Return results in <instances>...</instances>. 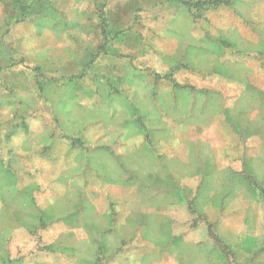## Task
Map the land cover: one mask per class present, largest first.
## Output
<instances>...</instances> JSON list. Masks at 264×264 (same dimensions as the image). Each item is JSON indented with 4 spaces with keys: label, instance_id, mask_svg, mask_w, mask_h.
I'll return each mask as SVG.
<instances>
[{
    "label": "rangeland",
    "instance_id": "rangeland-1",
    "mask_svg": "<svg viewBox=\"0 0 264 264\" xmlns=\"http://www.w3.org/2000/svg\"><path fill=\"white\" fill-rule=\"evenodd\" d=\"M0 264H264V0H0Z\"/></svg>",
    "mask_w": 264,
    "mask_h": 264
},
{
    "label": "crops",
    "instance_id": "crops-1",
    "mask_svg": "<svg viewBox=\"0 0 264 264\" xmlns=\"http://www.w3.org/2000/svg\"><path fill=\"white\" fill-rule=\"evenodd\" d=\"M9 34H5L4 32H2L0 34V51L3 53L2 57H5V61L6 58H10L12 56V51H11V41H9L8 38Z\"/></svg>",
    "mask_w": 264,
    "mask_h": 264
}]
</instances>
